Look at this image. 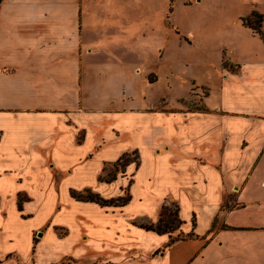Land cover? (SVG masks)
Instances as JSON below:
<instances>
[{
  "label": "crops",
  "instance_id": "1",
  "mask_svg": "<svg viewBox=\"0 0 264 264\" xmlns=\"http://www.w3.org/2000/svg\"><path fill=\"white\" fill-rule=\"evenodd\" d=\"M111 1L0 0V264H264V225L228 224L231 208L258 201H242L244 191L264 188V48L236 70L218 64L220 81H207L203 96L188 86L176 101L154 98L155 65L86 55L163 50L167 0L92 6ZM140 2L145 11L131 19ZM141 19L142 37L125 38ZM109 24L118 27L102 30ZM92 33L100 37L90 44ZM190 97L203 108L189 109ZM120 161L121 174L104 179ZM86 190L112 202L73 195ZM170 206L171 231L144 227Z\"/></svg>",
  "mask_w": 264,
  "mask_h": 264
},
{
  "label": "rangeland",
  "instance_id": "2",
  "mask_svg": "<svg viewBox=\"0 0 264 264\" xmlns=\"http://www.w3.org/2000/svg\"><path fill=\"white\" fill-rule=\"evenodd\" d=\"M123 5L120 0H112L109 3H95L92 6L94 9L96 8L103 12H119L124 10L122 8ZM155 5L160 6V3ZM145 6L146 4L142 2L132 4L130 9L132 12L131 19H139L145 11ZM152 6L153 4H151ZM256 11L262 13V22L258 17L260 14ZM168 21L176 24L182 32H188L192 35L195 38L194 44H192L193 41L187 35L180 34L177 28L174 27L172 29V27L167 25ZM145 22L146 20L141 19L135 29H132L124 37L131 39L142 37L144 29H146ZM157 22L161 27L157 34L160 37V43L164 42L161 48L165 51L159 50L155 52L156 47L148 44L139 48L135 47V49L129 51L120 49L104 50L100 54L91 53V55H86V58L108 60L117 55L120 58L134 60L139 63L146 60L148 64L155 65L153 68L159 70L161 74L159 79L161 83L154 90H149L152 92L153 97L158 98L161 95H165L167 99L176 101L188 94V86L195 91L197 90L193 94L198 93L199 96H203L206 90L202 87L207 86V81L210 80L213 85L214 83L218 85L222 71L217 68V65L220 64L221 66L222 64L224 66L222 63L224 58L231 64L227 69L236 70L237 67L233 64L235 60L250 59L255 52L264 48L263 38L246 25L247 22L256 27L260 24L264 25V0H200L199 2H195V0H167L166 15L159 17ZM116 27H118L117 24H109L102 30L110 33L115 31ZM262 29L264 30V28ZM172 30L175 34L174 36L172 35ZM99 37L98 33H92L89 35V42L87 43L93 44V41ZM157 56L160 59L164 56L161 64ZM140 70L144 71L143 75H146V81L158 79L156 71L144 70L142 65L136 66V72ZM182 102L189 109L203 108V105L192 97L183 99ZM137 158L138 154L135 152L130 153L125 160L134 159L137 161ZM123 165V161L116 163L113 167L109 165L110 167H107L106 171L108 172L104 179L110 181L115 177L116 173L120 175L121 170L124 169ZM126 188L127 186L125 185L124 193L122 192L124 198L128 196ZM248 189L250 188L246 190ZM246 190L242 194V201L248 202L252 199H257L258 201L247 203L242 207L231 208L229 210L228 224L264 225V188L256 181L251 192ZM92 191L95 192L94 190ZM81 194L86 197L89 191L86 190ZM217 213H214V220H217ZM227 213L228 211L224 210L221 215H226ZM207 217L209 216L207 215ZM163 221V227L173 228L176 225L177 210L175 206L166 207ZM227 234L241 237L254 233L232 230L227 231ZM64 264L74 263L66 259ZM77 264L80 263L77 262Z\"/></svg>",
  "mask_w": 264,
  "mask_h": 264
},
{
  "label": "trees",
  "instance_id": "3",
  "mask_svg": "<svg viewBox=\"0 0 264 264\" xmlns=\"http://www.w3.org/2000/svg\"><path fill=\"white\" fill-rule=\"evenodd\" d=\"M258 17H259L260 21L262 22L263 21V16L262 15H258ZM246 25L251 27L256 33L260 34V36L264 40V31L262 30V25L261 24L258 27H256V26L251 25L249 22H247ZM223 64H224L225 67L231 66L228 61H224ZM87 191H89V194L86 197L84 196V194L76 193V192H74L73 195L77 199H82V200H86V201H95V202H98V203L104 204V205L109 204L110 202H112V200L105 199L98 193L91 192L90 190H87ZM163 220L164 219L162 218L156 225L151 224V225H145L144 227H146L147 229H154V230L158 231L159 233L171 231V229H173V228L163 227V223H164ZM68 260H71L74 264H77V261H75L74 259L68 258ZM65 261L66 260H64L63 262L58 263V264H64Z\"/></svg>",
  "mask_w": 264,
  "mask_h": 264
},
{
  "label": "water",
  "instance_id": "4",
  "mask_svg": "<svg viewBox=\"0 0 264 264\" xmlns=\"http://www.w3.org/2000/svg\"><path fill=\"white\" fill-rule=\"evenodd\" d=\"M41 235H42V233L40 232V233H39V236H41Z\"/></svg>",
  "mask_w": 264,
  "mask_h": 264
}]
</instances>
